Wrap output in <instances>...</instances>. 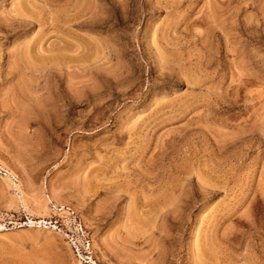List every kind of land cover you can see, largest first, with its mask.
<instances>
[{"label":"rangeland","instance_id":"obj_1","mask_svg":"<svg viewBox=\"0 0 264 264\" xmlns=\"http://www.w3.org/2000/svg\"><path fill=\"white\" fill-rule=\"evenodd\" d=\"M0 264H264V0H0Z\"/></svg>","mask_w":264,"mask_h":264}]
</instances>
